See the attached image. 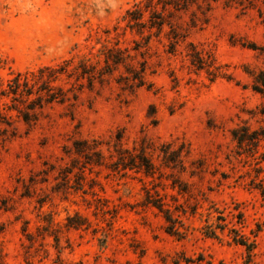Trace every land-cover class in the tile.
<instances>
[{"label":"rangeland","instance_id":"obj_1","mask_svg":"<svg viewBox=\"0 0 264 264\" xmlns=\"http://www.w3.org/2000/svg\"><path fill=\"white\" fill-rule=\"evenodd\" d=\"M141 1L0 0V84L101 45L133 47L139 37L113 28H123L125 11ZM209 4L205 12L198 0L200 8L173 18L185 36L174 54L167 27L151 38L150 89L122 91L114 74L83 89L72 106L45 107L31 128L0 125L3 264H264V140L239 147L231 136L264 127V95L251 89V75L264 71V1ZM187 43L225 76L211 81L212 68L192 67ZM117 137L124 149L149 148L153 175L85 166L73 153V142L98 140L111 163ZM163 144L184 145V172L162 164ZM147 195L168 205L183 236L166 232ZM210 225L225 228L210 238ZM230 229L253 245L250 252L232 242Z\"/></svg>","mask_w":264,"mask_h":264},{"label":"trees","instance_id":"obj_2","mask_svg":"<svg viewBox=\"0 0 264 264\" xmlns=\"http://www.w3.org/2000/svg\"><path fill=\"white\" fill-rule=\"evenodd\" d=\"M201 2L205 7V12H208L210 10L209 0H201ZM211 2H215V0H211ZM193 6L201 7L198 5V0H143L125 11L121 19V22L124 23L123 28H113L114 32L122 30L121 35L125 31H129L139 37L140 42L131 40L133 47L121 48L118 46V42L113 45L108 43L109 45H101L100 49L94 53L90 51L87 55L73 56L56 65L12 74L4 84H0V125L13 131L14 124L21 122L31 128L38 122L45 107L66 103L72 106L78 100V95L83 89L91 91L95 84L103 86L107 79L112 78L114 74H117V77L114 78L115 84L122 91L133 93L142 87L150 89L152 85L145 81L148 69L145 56L151 38L158 37L167 27L166 36L169 41L167 53L174 54L178 44L185 40V36L178 31V27L172 23V20L180 13L188 12ZM194 24L195 18L191 19V25L194 26ZM104 34L109 33L105 31ZM119 35L116 33V36ZM186 49L190 65L196 70L213 69L208 71V75L212 77L211 81L216 77L225 76L218 72V67H214L215 61L210 54H202L191 43L186 44ZM251 77L252 91L264 95V71L253 73ZM261 114L264 115V109ZM231 136L239 147L248 143L256 145L264 140V127L250 135L246 133L244 127L234 129ZM120 140L121 137H117L116 143L113 145L116 156H108L111 163H106V158L99 150L102 142L98 140L73 142V153L83 158L85 166L104 167L113 173H122L123 176L126 171L142 172L146 176L153 175L154 166L146 154V150L149 148L141 146L139 150L124 149ZM183 153L188 154V151L184 150V145L172 149L171 144H163L158 158L160 157L165 167L184 172ZM174 184L175 181H173ZM260 190L264 197V190ZM145 204L155 208L162 215L167 224V233L178 238L183 236L181 221L178 217L173 216V211L161 201V198L147 195ZM219 220L222 221L220 217ZM224 228L225 225L206 226L204 234L210 238H217L216 230L223 231ZM229 232L232 235L233 243L243 246L247 252L252 250L253 245L247 243L237 230L230 229ZM0 264H3L1 255Z\"/></svg>","mask_w":264,"mask_h":264}]
</instances>
